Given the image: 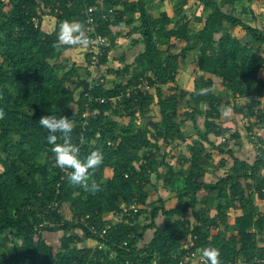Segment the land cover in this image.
Returning a JSON list of instances; mask_svg holds the SVG:
<instances>
[{
  "label": "trees",
  "instance_id": "16d2710c",
  "mask_svg": "<svg viewBox=\"0 0 264 264\" xmlns=\"http://www.w3.org/2000/svg\"><path fill=\"white\" fill-rule=\"evenodd\" d=\"M151 1L0 0V264H179L184 247L218 248L221 264H264V137L244 159L233 149L240 131L220 123L223 105L242 116L248 134L264 129L258 100L264 98V21L249 9L253 24L246 23L235 7L240 0H164L169 11L158 16L147 10ZM89 8L97 24L89 38H106L96 72L89 46L82 64L68 56L79 46L54 47L60 23H85ZM109 9L113 14L103 20ZM191 18L200 28L191 27ZM123 27H131L133 46L142 50L114 67L108 61L117 46L113 29ZM177 42L184 46L175 54ZM189 55L199 79L190 92L177 79ZM86 94L104 102H88ZM236 99L244 103L237 106ZM152 107L157 120L145 122ZM51 114L74 121L82 159L103 152L95 174L100 192L72 187L56 166L38 125ZM188 139L183 162L168 158V146ZM208 173L211 182L204 180ZM155 182L172 195L170 205ZM133 204L137 213L123 215ZM86 216L99 230L110 225L103 239L80 222ZM56 233L54 249L46 235Z\"/></svg>",
  "mask_w": 264,
  "mask_h": 264
},
{
  "label": "clouds",
  "instance_id": "9594fccd",
  "mask_svg": "<svg viewBox=\"0 0 264 264\" xmlns=\"http://www.w3.org/2000/svg\"><path fill=\"white\" fill-rule=\"evenodd\" d=\"M88 27L78 20L65 19L59 25L57 40L54 47H88L92 41L88 36ZM5 112L0 109V119ZM38 125L46 131V142L51 146L58 168L67 172L68 183L84 192L96 194L102 190L101 183L95 179V174L104 163V154L100 149L91 151L83 159L80 157V148L73 143L72 133L74 121L66 115H45L39 119ZM200 258L203 264H221L220 251L215 247L200 249Z\"/></svg>",
  "mask_w": 264,
  "mask_h": 264
},
{
  "label": "crops",
  "instance_id": "0c3cea01",
  "mask_svg": "<svg viewBox=\"0 0 264 264\" xmlns=\"http://www.w3.org/2000/svg\"><path fill=\"white\" fill-rule=\"evenodd\" d=\"M261 0H253L251 4H249L247 2V0H240L238 1L236 4H235V7L237 9V11H243V15H242V19L246 22V23H249V24H253V21H252V17L250 16L249 14V9H251L254 14L257 16L258 20H262L264 21V7H260V2ZM153 4H156L157 6H164V0H152L151 3H149L147 5V10L148 12L152 15V16H158L159 13L163 12L164 9L162 10H158L156 11V14L152 12V9H155L154 7H152ZM244 4V5H243ZM194 9L195 6H192ZM240 7V8H239ZM152 8V9H151ZM167 10V9H166ZM169 11V10H167ZM195 12V11H194ZM53 19V18H52ZM47 20L44 21V23L46 22ZM53 25H54V19H53ZM198 25V24H197ZM53 27V26H51ZM198 27L200 28V26L198 25ZM51 29V28H50ZM130 30H131V27H123V28H114L113 29V32L117 35V46H116V50L112 51L110 54H109V58H108V61L113 64L114 67H121V59H124L126 62H131L133 60V58L135 57V55L137 53H139L141 50H142V45L141 44H138L137 46H133V40L136 39V34H131L130 33ZM236 34V33H235ZM237 36H241L243 37L244 35L242 33H240V35H237ZM128 45V46H127ZM175 45H180V49L184 46V43L183 42H177L175 43ZM174 45V47H175ZM122 46H127L128 50H132L134 49L135 47H138L136 53L132 56V58H129L127 53L125 52L126 49H121L120 47ZM173 47V48H174ZM130 48V49H129ZM120 51H123V52H120ZM184 64V63H183ZM183 64L179 70V74L177 76V79H178V82L180 84V86L190 92L192 91L193 89V82L195 81V78H198L197 74L194 72V69H195V63L193 61L192 65L186 67V68H182L183 67ZM190 70V71H189ZM109 78H111V76H108ZM184 82L187 83L186 86H184ZM218 89V88H216ZM215 89V91H216ZM221 92L222 91V88L219 89ZM222 99H225V93L223 92V97ZM224 101V100H223ZM233 102H240V103H244V100H234ZM225 108V107H224ZM228 112V111H227ZM232 114V113H231ZM233 115V114H232ZM235 115V114H234ZM221 116H222V113H221ZM223 120L221 121L220 120V123L223 124ZM226 124V123H225ZM224 125V124H223ZM227 125V124H226ZM186 130H190V127H189V123H187L186 125ZM241 130V129H240ZM260 131V130H258ZM256 133V131H253V134H248V132L244 129V130H241L240 131V134H241V142H243L244 140V137L243 136H247L249 137L250 139H254L253 135ZM211 141H213V139H211ZM191 143V141L188 139L186 140V142L184 144H181L180 147H173L172 145L168 146L167 149H166V152L168 153V158H171L173 159V161H176V160H180V162H183V160H181V156L184 155L185 157H188L189 156V153L187 152V146ZM242 144V143H241ZM253 146H251L252 148ZM217 160L218 158H215V160L212 162L213 166H216L217 165ZM175 167H177V164H175ZM215 175L218 176V175H221V172L220 171H216L215 172ZM215 179V176L211 175V174H206L205 177H204V180L206 182H211ZM180 181L177 182V186H180ZM171 196L172 195H168L166 196L165 200L167 202L170 203V200H171ZM215 199V194H209L207 196V208L208 209H211V207L213 206V201Z\"/></svg>",
  "mask_w": 264,
  "mask_h": 264
},
{
  "label": "rangeland",
  "instance_id": "374dc122",
  "mask_svg": "<svg viewBox=\"0 0 264 264\" xmlns=\"http://www.w3.org/2000/svg\"><path fill=\"white\" fill-rule=\"evenodd\" d=\"M260 2V1H259ZM192 3V2H191ZM260 7H264V0H261L260 2ZM244 5V4H243ZM152 7H154L155 9H152V12L153 14L155 13L156 14V11H158L159 9L162 10H166L168 9V6H166V4L164 6H157L156 4H153ZM240 8V7H239ZM189 13L191 15H193L195 9L193 7L189 8ZM190 25L192 28L194 29H198V25L195 24L193 21H192V18H191V22H190ZM53 19L50 18V19H47V21L45 22V27L49 30L50 28L52 29L53 27ZM237 35H240L239 32H235ZM128 46V45H127ZM125 48V46H122L120 47L121 49H126L125 52L127 53L128 57L129 58H132V56L136 53L138 47H135L134 49H132L131 51L128 50V48ZM180 45H175L174 48L171 49V51L175 54H177L180 50ZM130 49V48H129ZM87 52V49L86 47H80V48H75L71 51L68 52V56L70 59H73L76 63L78 64H82L83 62V58H84V53ZM120 52H123V51H120ZM194 61V57L192 55H189L186 60L184 61V64H183V67L182 68H186L190 65H192ZM190 71V70H189ZM99 74V73H98ZM97 74V75H98ZM199 79L198 78H195V81L193 82V88L192 89H195L197 86H195L196 82L198 81ZM187 83L184 82V86H186ZM197 89V88H196ZM219 89H221L220 87H218V89H216L215 93L217 95H220V97L222 98L223 97V92H221ZM222 100H225V99H222ZM241 103L240 102H235V105L239 106ZM182 112V110H180V113ZM221 113H222V116H221V121L223 120V124L226 125V126H229V127H232V128H238L239 131L241 130H244L245 129V123L242 121V116L241 115H234L231 111H228L224 108V106L222 105L221 107ZM233 115H232V114ZM157 108L156 107H152V110L149 114V117L146 118L145 122L148 120V119H153V120H157ZM138 121H140L138 119ZM226 123V124H225ZM200 125V123H199ZM241 129V130H240ZM255 133V132H254ZM244 137V140L243 142H241V140H239L238 142H234L233 144V149L234 151H236V154L237 156L241 157V158H244V159H248L250 156H254V152H253V148H251V146H253L254 144V141L255 139H257V137H264V129L260 130V131H256V133L253 135L254 139H250L249 137L247 136H243ZM242 143V144H241ZM155 187L157 189V194L161 197H163L164 199L166 198V196H170L171 194L169 192H167L163 187H162V184L161 183H156L155 182ZM156 198V193L153 192L151 193V196H150V200H155ZM167 205H170L169 202H167ZM158 222L161 224L162 220L159 219ZM60 233H56V234H47L46 235V240L48 242V244H50L54 249H57L59 247V238H60ZM151 236V232H146L145 236H144V240L145 241H148V239L150 238ZM264 239V238H263ZM86 242L84 243L85 245L87 246H93V242L89 241V240H85ZM83 244V245H84ZM261 245H264V241H263V244Z\"/></svg>",
  "mask_w": 264,
  "mask_h": 264
},
{
  "label": "built area",
  "instance_id": "2783aa9c",
  "mask_svg": "<svg viewBox=\"0 0 264 264\" xmlns=\"http://www.w3.org/2000/svg\"><path fill=\"white\" fill-rule=\"evenodd\" d=\"M113 14V10L109 9L107 14L103 13L101 15V18L103 20H106V18L108 17V15ZM86 26L88 27V29L90 31H95L97 24L95 23L94 17H93V9L89 8L86 11ZM92 43L89 45V50L91 53V57H90V69L91 72H96L98 70V59L99 56L101 54V47L102 45H104L106 43V38L102 37L101 35L95 34L94 37L91 38ZM88 98V102H92L93 99L91 96H89L88 94L85 95ZM259 101H263L264 102V98H258ZM95 101H99L100 103H103L104 100L103 99H97ZM88 116V113H84L82 115V118H86ZM224 141V140H222ZM63 172H66L63 170ZM67 173V172H66ZM123 215L129 216L131 213L135 214L137 213L138 207L136 205H130L129 207H123ZM86 219H88V217L86 216L85 219H81L80 222L81 223H85L88 231L93 235V236H97L99 237V239H103V237L106 235V232L108 231V229L110 228V225H106L104 228H102L101 230H99L97 227H95L94 225H89L86 222ZM100 247V246H99ZM185 248V253L182 254L179 258V264H203L201 258H200V250H194V251H189L187 250V247ZM173 257H176V255H173ZM230 264V263H228Z\"/></svg>",
  "mask_w": 264,
  "mask_h": 264
}]
</instances>
